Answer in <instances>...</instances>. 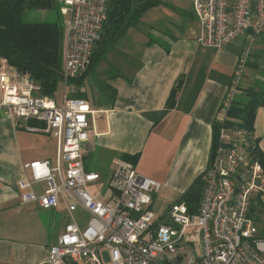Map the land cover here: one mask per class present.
<instances>
[{"label":"built area","instance_id":"1","mask_svg":"<svg viewBox=\"0 0 264 264\" xmlns=\"http://www.w3.org/2000/svg\"><path fill=\"white\" fill-rule=\"evenodd\" d=\"M55 1L64 17L67 90L68 80L89 71L111 0ZM193 10L200 24L198 42L206 48L221 49L244 34L251 45L264 33V0H193ZM249 49L215 123L227 119ZM39 92L34 80L12 78L0 58V105L15 127L57 141L55 161L26 163L23 169L32 178L18 182L23 204L64 208L71 220L48 249L44 264H264V238L250 216L253 201L264 196V164L256 155L252 133L222 125L203 175L197 212L174 202L164 215H156L152 205L162 185L140 175L133 163H117L108 198L89 190L100 179L86 168L84 158L98 112L87 100L65 97L57 103ZM39 183H46L44 193L35 191ZM79 208L90 216L85 229L74 218Z\"/></svg>","mask_w":264,"mask_h":264},{"label":"crops","instance_id":"2","mask_svg":"<svg viewBox=\"0 0 264 264\" xmlns=\"http://www.w3.org/2000/svg\"><path fill=\"white\" fill-rule=\"evenodd\" d=\"M162 8L148 24L151 32L140 25L129 29L81 85L70 83L67 90L65 85L62 97L54 98L57 103L70 96L84 99L98 112L84 151L85 161H91L86 168L100 175L90 186L104 187L93 193L108 198L117 163L130 162L140 175L162 185L152 209L156 203L168 208L209 167L215 120L248 48L239 97L249 89L264 96V33L251 45L244 34L221 49L206 48L198 42L193 0L190 11ZM15 72L9 67L12 78L23 79ZM252 135L264 157V105L257 110ZM56 153V139L17 129L0 105V264H44L63 232L68 220L64 208L23 204L18 188L20 180L32 178L23 169L26 163L54 162ZM46 189V183L35 185L38 194ZM260 199L264 208V196ZM263 221L257 222L260 229Z\"/></svg>","mask_w":264,"mask_h":264},{"label":"trees","instance_id":"3","mask_svg":"<svg viewBox=\"0 0 264 264\" xmlns=\"http://www.w3.org/2000/svg\"><path fill=\"white\" fill-rule=\"evenodd\" d=\"M160 0H111L108 6L107 19L103 26L101 39L93 52L90 69L102 59L111 47L131 28H136L146 11L158 6ZM55 0H0V58L18 74L34 80L40 87L39 94L55 98L58 86L65 82L63 77L65 26L63 21L25 22L26 10H51ZM83 76L68 80L81 85ZM176 87L171 94L169 106L173 105ZM241 94V85H237V94L227 110V119L223 124L215 123L212 158L217 147V130L223 125L227 128H241L252 133L257 110L264 105L262 93L249 89L246 95ZM244 99V100H242ZM255 152L264 164V157L255 142ZM204 175V173H203ZM203 175L194 180L190 188L175 202H184L192 213H196L204 189ZM250 216L259 223L264 219V208L260 198L251 204ZM264 238V221L259 230Z\"/></svg>","mask_w":264,"mask_h":264},{"label":"rangeland","instance_id":"4","mask_svg":"<svg viewBox=\"0 0 264 264\" xmlns=\"http://www.w3.org/2000/svg\"><path fill=\"white\" fill-rule=\"evenodd\" d=\"M162 1V3H165L166 6L168 7V9H172L174 8L175 10H185V11H190L192 8V0H160ZM165 4H159L158 6L149 9L148 11H146L144 13V17H143V21L144 23L139 24L138 26L141 27L142 29H144L146 32H151V26H149L148 24L152 25L151 19L154 15V13L156 11H161L163 10L162 7L165 6ZM159 7V8H157ZM64 17L61 13V9H60V5L55 1V7L51 10H26L24 15H23V20L25 22H55V21H63ZM65 26V25H64ZM84 75V74H83ZM81 75V76H83ZM80 77V76H79ZM74 86L76 84H73ZM70 90V89H68ZM65 91V84L64 82L60 83V85L58 86L57 92H56V96L57 98H61L63 93ZM71 91V90H70ZM72 98V96H70ZM85 163L87 165H90L91 161L89 159H87L85 161ZM103 172V171H100ZM105 172V180H107V178H109V172L108 171H104ZM89 190L94 192L96 190L98 191H102L104 192V187L102 186V183H97L96 185H92L89 187ZM163 203L160 204H155L156 206L153 207V212L156 215H164V213L167 210V207H163L160 206ZM74 218L77 221V223L79 224V226L81 227V229H85L87 226V223L90 219V216L84 212L83 210H78L77 212L74 213ZM71 220L68 219L66 222V225L68 223H70ZM257 224V228L260 229V226L258 223ZM105 259L106 261L108 260V255L105 254Z\"/></svg>","mask_w":264,"mask_h":264}]
</instances>
